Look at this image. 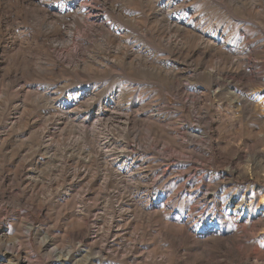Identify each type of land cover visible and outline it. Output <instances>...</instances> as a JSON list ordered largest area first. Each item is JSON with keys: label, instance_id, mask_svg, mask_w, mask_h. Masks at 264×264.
Returning <instances> with one entry per match:
<instances>
[{"label": "rangeland", "instance_id": "1", "mask_svg": "<svg viewBox=\"0 0 264 264\" xmlns=\"http://www.w3.org/2000/svg\"><path fill=\"white\" fill-rule=\"evenodd\" d=\"M97 3L110 34L79 46L74 31L61 50L78 13L55 22L32 14L58 0H0V250L22 240L34 264H264V0ZM73 101L82 117L108 106L98 139L111 158L124 144L143 158L132 181L102 164L90 131L51 122ZM188 128L209 135V155ZM31 171L43 195L22 193Z\"/></svg>", "mask_w": 264, "mask_h": 264}, {"label": "bare ground", "instance_id": "2", "mask_svg": "<svg viewBox=\"0 0 264 264\" xmlns=\"http://www.w3.org/2000/svg\"><path fill=\"white\" fill-rule=\"evenodd\" d=\"M97 1L104 2L106 0H76V1H73V0H58L59 4H58V6L56 8H53V9L45 8L43 4H40L42 8H40L39 10L33 12L32 15H34L35 17L40 18V19L47 18V17H52V18H55V22H58V21L59 22H63V20L65 18H67L64 15L65 12L68 13V11H73L74 15H77L76 13H78L79 18H80L79 19L80 22L78 20H76V18H74L71 21V26H68L67 29H65V31L63 33L64 39H63L62 43L57 44V46H59L61 48V50H63V48H65V46L68 45V43L71 44L74 41H76L75 40L74 31H78L77 43H78L79 46H81L82 42H84V41L87 42V41L93 40V38L96 37L97 34L102 32V31L107 32V33L110 34V31H112V26L110 24L104 23L105 21L103 22L102 16L100 15V11L98 10V7L95 4V3H97ZM85 2L89 3L88 6H87L88 8H86V6H83ZM91 3H92V5H90ZM162 5H163L162 7L164 9H166V10H169L171 8V6H172L168 1H167V3L166 2L165 3L162 2ZM52 15L56 16L58 18L53 17ZM56 19H58V20H56ZM63 43H66V44H63ZM74 53L78 54V50L76 52H74ZM76 54H73V55L72 54H67L66 55V53H65L64 57H62V60L70 61V60L76 58L75 57ZM75 62L76 61H74V63ZM93 94L94 93H91L90 95H88L90 97V99H89L90 102H88L89 104L85 103V104H87L89 106V107L87 106L88 108H92L94 106V103H95L94 101L96 99L95 98L96 96H94ZM50 96H51V94H50ZM48 99L49 98H47L46 100H47V103L49 105L54 103V99H49V100ZM86 99H88V98H86ZM87 101H85V102H87ZM78 106H79V103L78 102H74V101L72 103H69V104H64V106L59 105L58 106L59 109L65 110V111H67V113L66 114L64 113L62 118H53V119L50 118L51 122L58 121L62 125L65 122H66L65 124H67V122L68 123L76 122L83 129V131H90L89 133L92 136L93 142L96 145L97 155L100 158V160L102 161V164H104L106 168L110 169L115 174H118V175L122 176L123 182H126V180H128V181L131 180L132 181L133 178H134V174H133L134 168L135 167L137 168V166H142L144 164L143 158H141V157L132 158L130 156L131 154L129 153L130 152L129 151L130 147L127 144L123 145L120 156H118L117 158H111L110 152H109V150L107 151V149L112 146V143L107 138H104L102 140L98 139V134L100 133L99 129L102 126V121L105 118V113H104L105 111L104 110L106 108H108V106H106V105H105L106 107H104V105L98 106L97 109L95 110L96 111L95 114L90 113V114H88V115H86L84 117H82V115L78 112V110H77ZM17 109H18V107H14V111L15 112L18 111ZM113 112H114V110H113ZM206 115H203V116L206 117ZM255 116H254V114L251 115L249 117L248 122L252 123L254 121L256 122L258 119L259 120L261 119V118L258 117L257 113H255ZM200 118H202V117H200ZM127 119L128 118L123 119V126L125 128L127 127V122H128ZM120 121H122V120L120 119ZM48 122H49V120H48ZM90 124H91L90 130H88V125H90ZM146 131H149V130H146ZM188 131H189L188 132V134H189V138L188 139L189 140H187L188 143H189V141L198 142L199 145L197 146L198 148L196 149L197 152H200V153H203V154H205V153L208 154L209 148L211 147L210 143L207 144V140L209 139V135L207 133H205L204 131L200 132L199 130H197L195 128H188ZM47 134H48V130L45 133H43L42 136H40V139L43 142H45V138H47ZM132 137H133V141L131 142L132 144H130V145H132L131 146L132 149L135 148L138 151V148L141 147L140 142L138 141V139H137V137L135 135H132ZM202 140L204 142H202ZM118 149H120V148H118ZM172 150H174V149H172ZM140 151H141V149H140ZM166 157H164V158H166ZM146 166L148 167V165H146ZM146 166H144V167L146 168ZM139 169H141V168H139ZM143 171H144V169H143ZM135 178L138 179L139 184L144 185L145 187H148L147 183H148L149 177L146 174L143 175V173H142L141 177L139 175H136ZM40 183H41L40 176L38 174H36L35 171L26 172L25 175H24V179L21 182L22 193L24 195H36V194L43 195L45 190L42 189L41 186H39ZM151 183H153V182H151ZM72 186L73 185L71 184L69 187H72ZM125 186H126V184H125ZM127 186H128V184H127ZM59 188L61 190H63L64 186L61 185V187H59ZM138 190H139V188H134V191H135V193L137 195H138V192H139ZM212 194L213 193H212L211 190L206 191V193L200 195L201 201L204 204H206L208 202L209 198L212 196ZM0 198H1V193H0ZM31 224L32 223L30 221L27 225H25L26 226L25 227L26 236H28L27 234L29 233V230L31 228ZM105 228H106V226H103V228L101 229V231H104L103 232L104 236L101 235L102 238L104 237L103 238L104 240H106L107 236H110L111 232H112L111 231L112 228L111 229L109 227H107L106 229ZM35 237H36V244H37L36 248H37L38 253L48 252V249H47L48 248V242H49L47 240L48 237L46 236L47 239L46 238L40 239L38 235H36ZM29 249H30V252H32V253L27 252L28 250L24 247V242L22 240H15L12 243L2 244V247H1V250H0V263L3 262V261H7V264H14L17 261L20 264H34L33 260H34V262H39L38 254H36L32 250L31 246L29 247ZM69 252H71V250H69ZM65 257L70 259V253H67L65 255ZM45 258H46V255H45ZM57 260H59V259H57ZM61 261L63 263L64 260H61ZM57 262H60V261H57ZM50 263L51 264H56L54 262H50ZM62 263H60V264H62Z\"/></svg>", "mask_w": 264, "mask_h": 264}]
</instances>
